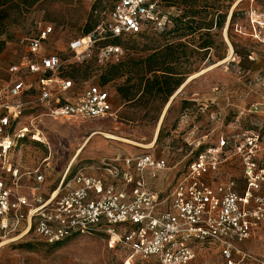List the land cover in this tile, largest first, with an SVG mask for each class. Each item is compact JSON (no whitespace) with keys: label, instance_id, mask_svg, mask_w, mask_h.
Here are the masks:
<instances>
[{"label":"built area","instance_id":"1","mask_svg":"<svg viewBox=\"0 0 264 264\" xmlns=\"http://www.w3.org/2000/svg\"><path fill=\"white\" fill-rule=\"evenodd\" d=\"M159 1L119 0L108 21L86 43L78 40L70 48L89 59L98 46L95 61L100 70L119 63L125 52L114 41L159 24ZM258 24L252 36L264 49V21ZM52 33L51 27H44L36 37L21 41L25 52L9 68L10 80L0 88V237L33 232L46 245L55 246L79 235H103L112 247L121 245L128 251L130 263L142 258L191 264L211 246L219 250L225 264H237L236 255L241 262L254 261L237 245L264 228V124L243 131L239 123L233 132L221 134L218 147L201 153L164 200L149 190L142 177L146 170L155 178L169 168L165 160L151 154L103 161L104 178L82 171L72 175L70 165L52 191L44 189L42 168L24 169L10 161L27 140L49 146L43 119L113 117L112 96L105 87L76 84L64 76L59 56L43 50ZM222 124L227 127L225 121ZM231 147L240 177L218 180ZM163 204L168 209L161 211Z\"/></svg>","mask_w":264,"mask_h":264},{"label":"rangeland","instance_id":"2","mask_svg":"<svg viewBox=\"0 0 264 264\" xmlns=\"http://www.w3.org/2000/svg\"><path fill=\"white\" fill-rule=\"evenodd\" d=\"M172 1L170 5L164 2L161 7L159 24L152 25V30L139 36L121 40L120 46L126 56H139L145 46L162 43L163 39L178 42L179 33L169 35L177 27L176 20L187 9L202 12V21L213 24L211 35L214 48L209 54L198 52L189 64L183 66V70L190 71V74L177 91L182 92L174 103L170 101L177 92L167 104L155 101L145 106L144 100L125 104L116 92L125 79L119 80L105 87L113 95V117L97 121L47 119L42 128L46 129L43 132L49 146L27 140L12 153L10 161L24 169L40 167L48 180L51 176L52 180H56L69 168L84 136H87L85 133L96 130L99 132L96 133L97 137L72 165V175L93 164L96 166L104 159L151 154L169 165L168 170L160 173L157 179H150L151 182L162 180L160 189L153 190L166 197L201 153L209 148H217L221 134L233 132L231 123L239 120L243 131L257 130L255 126L250 127L249 117L254 116L257 121L264 117V49L252 33L254 28L257 30L260 27L259 16L264 14V0H190L193 4H187L185 0ZM115 2L41 0L34 6L25 7L19 0H8L9 19L0 28V41L4 44L0 54V88L10 80L9 68L25 52L21 41L36 37L41 29L48 26L53 33L42 44L43 50L58 55L66 73L79 71L77 79H72L76 84H101L102 73L95 61L98 46L89 59L84 58L86 54L78 57L70 47L78 40L87 42L83 31L93 7L99 8L96 15L106 20ZM229 6L231 9L227 11L226 24L216 29L215 22L220 21ZM234 12L236 16L231 22ZM199 38L196 35L188 40L196 47ZM128 48H135L136 53L132 54ZM254 106L259 110L256 113L252 110L253 116L249 115ZM221 121H225L227 126L231 125L230 128L221 127ZM105 134L123 140L110 141L105 139ZM152 143L154 145L150 147ZM106 149L110 152L107 153ZM90 152L97 156L88 159ZM226 155L223 157L225 170L218 180L240 177L239 163L232 147ZM85 172L89 173L90 170ZM237 248L254 259L241 262V257L236 255L237 264H264V228H260L248 241L237 245ZM206 249L200 251L191 264H225L216 247ZM129 257L123 246L112 247L109 239L103 235H79L55 246L46 245L33 232L24 237H0V264H128ZM130 264L160 263L156 259L135 258Z\"/></svg>","mask_w":264,"mask_h":264},{"label":"trees","instance_id":"3","mask_svg":"<svg viewBox=\"0 0 264 264\" xmlns=\"http://www.w3.org/2000/svg\"><path fill=\"white\" fill-rule=\"evenodd\" d=\"M22 5L34 6L41 0H19ZM116 2L110 7L108 17L106 20L100 19L99 8L93 7V12L89 18V21L84 27L83 37H88L93 34L96 29L106 23L116 5ZM192 2L190 0H185ZM164 2L172 4V0H160L158 3V17L162 18L161 7ZM8 0H0V28L4 26L5 21L9 19V10L7 7ZM194 2H192L193 4ZM231 6L227 7L225 15L220 21L215 22L214 27L221 29L227 21L228 10ZM183 15L176 20L177 27L175 31L170 32L169 35L179 33L180 40L178 42L171 41L169 39H163L162 43H154L150 46H145L144 49L139 52V56L129 55L116 64L109 65L106 68L101 69V86L115 83L119 80L125 79V82L116 88V92L121 100L125 104H132L138 101H143L145 106L155 101H161L163 104H167L173 95L182 87L185 83L187 75L190 71H184L183 66L189 64L191 58L197 55L198 52H205L209 54L214 48V39L211 35L213 24L205 23L202 21V12L194 9H187ZM102 12L105 10L102 9ZM98 14V13H97ZM236 12L231 17V22L234 20ZM197 17H199L197 19ZM156 24L151 23L149 27L143 30L141 33L134 35L139 36L143 32L152 30ZM203 32V33H201ZM199 35V45L189 43L188 38ZM133 37V36H130ZM129 37L119 38L114 42L118 45L120 41ZM4 50V44L0 41V54ZM132 54L136 53L135 48H128ZM79 71L73 72V74L66 73L64 70V76L66 78L77 79L76 75ZM184 109H186L184 107Z\"/></svg>","mask_w":264,"mask_h":264},{"label":"crops","instance_id":"4","mask_svg":"<svg viewBox=\"0 0 264 264\" xmlns=\"http://www.w3.org/2000/svg\"><path fill=\"white\" fill-rule=\"evenodd\" d=\"M259 17H260V22L262 23V22L264 21V14L260 15ZM259 17H258V18H259ZM181 92H182V91L177 92L176 96L173 97V98L171 99L170 103H174V101L177 99V95H179ZM111 96H112V100H113V95H111ZM112 103H113V101H112ZM170 103H169V105H170ZM255 113H256V112H255ZM252 114H254V113L250 110V111H249V115H252ZM252 116H253V115H252ZM249 118H250L249 120H250V122H251L250 127L255 126L256 128H258L261 124H264V117H262V118H261L260 120H258V121L255 119L254 116H253V117H249ZM47 119H48V118H47ZM47 119H43V120H42V126H43L44 121L47 120ZM77 121H79V120H77ZM85 121H90V120H85ZM222 122H223V121H221V127H223ZM236 122H237V123H236ZM239 123H240L239 120H237V121H235L233 124L231 123V125H233V126H234V129H236V128H238ZM231 125H230V126H231ZM230 126L228 125L227 127H226V126H225V127H226V128H230ZM240 126H241V124H240ZM241 129H242V128H241ZM43 130L46 131V129H43ZM96 133H99V132L96 131V130H92V131H90L89 133H85L87 136H84V138H83V139H84L83 142L80 144L79 148L77 149V151H76V153H75V155H74V157H73V160H72V162H71V164H70L71 166L77 162L78 158H80V156H81V154L84 152V150H85L86 148H88V146L90 145L91 141H92L94 138L97 137V134H96ZM94 134H96V135H94ZM105 139H106V138H105ZM107 140H109V139H107ZM110 141H112V140H110ZM121 141H122V140H121ZM125 141H127V140H125ZM153 145H154V143H152V144L150 145V147L153 146ZM106 150H107V149H106ZM109 152H110V151L107 150V153H109ZM145 155H146V154H145ZM94 156H97V155H96L95 153H93V152H90V153L88 154V157H89L88 159H91V158L94 157ZM106 156H107V155H106ZM127 158H135V157H125V158L115 157V158L110 159V160H118V161H122V160L127 159ZM105 160L108 161V159H104L103 161H105ZM103 161L100 162V163H98L96 166H95V164H93L90 168H85V169L79 170V171H77V172H75V173H78V172L82 171L84 174L89 175V176H93V177H97V178H104V173L100 171V167H101V164L103 163ZM69 167H70V166H69ZM94 167H97V168H94ZM85 170H86V171L90 170V172L87 173V172H85ZM167 170H168V169H167ZM66 171H67V170H66ZM66 171H65V172H66ZM165 171H166V170L157 173V175H156L155 178L152 177V174H151V171H150V170H146V171L142 174V177H143L144 180L146 181L147 186H148V188H149L150 191H152V192H154V193H157V192H155V190H153V189H160V187L162 186V180H160V181H155V182H151L150 179H153V180L157 179L158 176H159V174L162 173V172H165ZM65 172H64V173L62 172L56 180H52V176H51V179H50V180H48V178H46V183H45L44 189L47 190V191H52V190H54V189L57 187V185L59 184V182H60L61 178L63 177V175L65 174ZM185 174H186V172H185ZM185 174H184V175H185ZM49 175H50V174H49ZM134 175L137 176L136 174H134ZM184 175H183V176H184ZM183 176H182V177H183ZM182 177H180V178L178 179V181H179ZM178 181H176V183H177ZM24 183H26L27 185L30 184L29 182H24ZM176 183H175V184H176ZM175 184L171 187V190H172V188L175 186ZM117 185H118L120 188H124V186H123L122 183H120V182H117ZM151 186H152V187H151ZM126 191H129V189H126ZM170 192H171V191H170ZM157 194H159V193H157ZM167 196H168V195H167ZM167 196H166V197H167ZM166 197H161V198H163V200H164ZM166 209H168V205H167V204H163V205L160 207V210H161V211H164V210H166Z\"/></svg>","mask_w":264,"mask_h":264},{"label":"bare ground","instance_id":"5","mask_svg":"<svg viewBox=\"0 0 264 264\" xmlns=\"http://www.w3.org/2000/svg\"><path fill=\"white\" fill-rule=\"evenodd\" d=\"M86 41H87V39H86ZM94 135H96V134H94ZM105 138H106V139H109V140H112V141L123 140V139L118 138V137H116V136H114V135H111V134H105Z\"/></svg>","mask_w":264,"mask_h":264}]
</instances>
